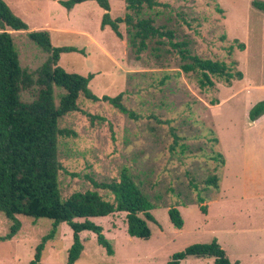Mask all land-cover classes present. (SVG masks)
I'll return each mask as SVG.
<instances>
[{
  "label": "rangeland",
  "instance_id": "obj_1",
  "mask_svg": "<svg viewBox=\"0 0 264 264\" xmlns=\"http://www.w3.org/2000/svg\"><path fill=\"white\" fill-rule=\"evenodd\" d=\"M3 1L28 27L11 31L22 67L34 70L46 58L27 32L48 29L52 45L75 48L60 54L61 67L92 74L88 87L97 96L122 93V102L134 114L80 96L82 111L70 112L59 122L74 132L59 138L65 170L59 174L62 197L95 189L87 176L109 180L127 168L142 182L156 220L147 221L150 236L144 239L128 235L125 212L91 218L101 225L114 253H106L96 234L82 231L84 248L72 264H166L187 246L212 239L231 264H264V123L259 121L264 113L254 120L249 116L264 100V90L241 89L243 80L236 75L229 83L213 77V87L201 88L196 74L179 68V55L168 44L164 48L170 51L161 61L148 52L136 60L128 49L126 25H119L123 38L108 26L101 28L104 10L95 1L70 10L57 0ZM252 1L159 0L153 14L157 23L174 31L173 41H186L192 53L224 61L233 72L244 73L248 84L258 85L264 84V12ZM109 4L112 18L124 16L123 0ZM217 153L224 164L212 159ZM211 174L219 178L218 189L203 184ZM198 196L205 199L206 212L199 203L183 204L196 202ZM169 207L180 211L181 228L171 223ZM16 217L21 227L11 239L0 241V264H28L52 226L47 218ZM11 223L0 212V236ZM71 244V228L60 223L44 244L39 263L68 264ZM179 264H214V258L185 256Z\"/></svg>",
  "mask_w": 264,
  "mask_h": 264
},
{
  "label": "trees",
  "instance_id": "obj_2",
  "mask_svg": "<svg viewBox=\"0 0 264 264\" xmlns=\"http://www.w3.org/2000/svg\"><path fill=\"white\" fill-rule=\"evenodd\" d=\"M57 1L67 10L84 1H95L104 10L101 28L108 26L118 38H123L119 25H126L128 49L136 60L148 52L161 61L170 51L164 48L165 45H170L179 55V68L186 74H196L201 88L213 87V77H222L226 83L235 75L242 78L241 71L233 72L224 61L200 57L190 51L186 41H173L174 31L163 23H157L156 14H153L159 0H123L126 12L124 16L115 18L108 13L109 0ZM252 5L264 12V2L253 0ZM27 29L26 23L0 0V212L12 222L8 232L0 236V241L11 239L18 232L21 223L16 215L21 214L52 220L50 230L37 244L34 259L28 264H40L44 244L54 237L60 223L68 224L72 230L68 264L80 258L84 248L80 239L82 231L96 234L98 244L112 255L111 242L103 234L101 225L95 224L91 218L115 212H125L129 236L148 238L150 230L147 221H156L150 213L154 206L142 182H137L127 168L121 169L118 178L109 180L96 181L87 176L95 189L74 191L66 198L62 197L59 174L65 170L58 154L59 138L74 135V132L60 127L59 122L70 112L82 111L78 98L104 101L123 114H134L122 102V93L97 96L88 87L92 74L83 76L61 67L58 64L60 54L75 48L52 45L48 29L27 32L28 38L46 53V58L34 70L22 67L11 31ZM240 47L243 49L242 44ZM262 113L264 100L252 107L249 116L254 120ZM186 149L188 147L181 151ZM197 150H201V146ZM212 159L224 164L221 153L215 154ZM218 181V176L211 174L203 180V184L207 188L218 189ZM98 189L105 190L112 198L104 197ZM204 201L198 196L196 202L189 200L183 204L199 203L200 209L206 212ZM168 216L176 228L183 226L182 216L176 207L168 208ZM185 256L213 257L214 264H231L216 239L189 245L184 251L173 254L166 264H179Z\"/></svg>",
  "mask_w": 264,
  "mask_h": 264
},
{
  "label": "crops",
  "instance_id": "obj_3",
  "mask_svg": "<svg viewBox=\"0 0 264 264\" xmlns=\"http://www.w3.org/2000/svg\"><path fill=\"white\" fill-rule=\"evenodd\" d=\"M242 80H243V82H242V86H241L242 88L241 89H245V90H264V84H258V85H253V83L248 84L249 82L245 80V74L244 73H242ZM259 121L264 123V115L259 117ZM253 122H255V121H253Z\"/></svg>",
  "mask_w": 264,
  "mask_h": 264
}]
</instances>
